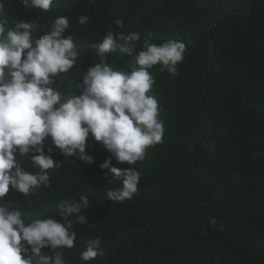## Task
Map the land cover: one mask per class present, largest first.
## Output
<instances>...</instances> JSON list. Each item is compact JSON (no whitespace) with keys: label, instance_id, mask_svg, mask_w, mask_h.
I'll return each instance as SVG.
<instances>
[{"label":"trees","instance_id":"1","mask_svg":"<svg viewBox=\"0 0 264 264\" xmlns=\"http://www.w3.org/2000/svg\"><path fill=\"white\" fill-rule=\"evenodd\" d=\"M8 7L13 23L39 21L37 38L56 17L70 19L64 38L73 36L81 53L66 74L72 83H81L98 62L93 44L108 31L141 35L131 44L117 42L108 57L117 70L131 71L120 44L133 54L145 39L186 44L178 75L161 65L149 70L165 135L132 166L141 181L131 199L107 198L120 184L110 182V170L101 165L109 159L119 169L131 165L118 163L91 135L86 152L93 163L55 157L61 167L49 170L50 187L29 197L10 188L4 197L29 219H59L60 202L88 196L89 207L82 209L88 223H74V230L100 237L103 255L83 261L78 241L73 249H58L65 264H264V0H55L49 12L12 0ZM81 15L89 17L85 25L78 23ZM74 93L80 89L74 86ZM41 255L54 262L50 247Z\"/></svg>","mask_w":264,"mask_h":264},{"label":"clouds","instance_id":"2","mask_svg":"<svg viewBox=\"0 0 264 264\" xmlns=\"http://www.w3.org/2000/svg\"><path fill=\"white\" fill-rule=\"evenodd\" d=\"M11 2L0 0V264H65L58 249H73L78 241L84 248L82 260L90 262L103 255L101 238L87 239L74 230V223H88L82 214V209L89 207L87 195L81 202H60L59 219H29L24 210L4 197L10 188L29 197L42 187H50L49 170L61 167L55 157L75 156L93 163L94 157L86 152L91 135L118 163L131 165L119 169L111 166L110 159L101 165L110 170V182L120 184L107 190V198L113 202L131 199L141 181V172L132 166L143 161L147 149L162 143L165 135L162 108L152 93L156 81L149 70L161 65V71L178 75L177 65L185 58L186 44L175 39L161 44L145 39L138 54L120 44V52L131 57V71L117 70L108 62L117 42L131 44L140 41L141 35L108 31L93 44L98 62L89 67L81 83H72L66 81V74L77 65L81 53L73 36L64 38L70 19L56 17L49 30L37 38L39 21L13 23L8 7ZM22 3L25 8L49 12L55 0ZM88 20L81 15L78 23L85 25ZM115 23L124 27L122 19ZM74 86L80 89L79 95ZM209 223L215 227L218 221L213 217ZM45 247L53 250L54 262L52 257L41 255Z\"/></svg>","mask_w":264,"mask_h":264}]
</instances>
